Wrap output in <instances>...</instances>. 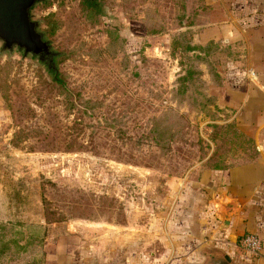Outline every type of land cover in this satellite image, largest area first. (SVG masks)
Segmentation results:
<instances>
[{
    "label": "rangeland",
    "instance_id": "rangeland-1",
    "mask_svg": "<svg viewBox=\"0 0 264 264\" xmlns=\"http://www.w3.org/2000/svg\"><path fill=\"white\" fill-rule=\"evenodd\" d=\"M32 14L58 57L0 53V264H257L228 195L264 153V0Z\"/></svg>",
    "mask_w": 264,
    "mask_h": 264
},
{
    "label": "water",
    "instance_id": "water-1",
    "mask_svg": "<svg viewBox=\"0 0 264 264\" xmlns=\"http://www.w3.org/2000/svg\"><path fill=\"white\" fill-rule=\"evenodd\" d=\"M46 0H0V53L21 52L31 56L46 66L47 70L55 69L50 63L58 57L52 50L50 42L39 30L40 22L34 20L32 10ZM222 220V217H217ZM228 225V221L224 222ZM230 262V259H226Z\"/></svg>",
    "mask_w": 264,
    "mask_h": 264
},
{
    "label": "crops",
    "instance_id": "crops-1",
    "mask_svg": "<svg viewBox=\"0 0 264 264\" xmlns=\"http://www.w3.org/2000/svg\"><path fill=\"white\" fill-rule=\"evenodd\" d=\"M238 172L240 179L233 185L235 189L230 190L235 196L228 195V197L230 196L234 202H238L237 206L241 209V215L245 220L240 224L242 228L261 240L262 251L256 263L264 264V153L260 154L257 165L250 169H238ZM232 180L234 179L232 178ZM211 197L214 199L215 193ZM215 206L216 204H213L214 208Z\"/></svg>",
    "mask_w": 264,
    "mask_h": 264
},
{
    "label": "built area",
    "instance_id": "built-area-1",
    "mask_svg": "<svg viewBox=\"0 0 264 264\" xmlns=\"http://www.w3.org/2000/svg\"><path fill=\"white\" fill-rule=\"evenodd\" d=\"M246 239L243 243L244 250L252 256H257L261 252V242L255 235L245 236Z\"/></svg>",
    "mask_w": 264,
    "mask_h": 264
},
{
    "label": "trees",
    "instance_id": "trees-1",
    "mask_svg": "<svg viewBox=\"0 0 264 264\" xmlns=\"http://www.w3.org/2000/svg\"><path fill=\"white\" fill-rule=\"evenodd\" d=\"M189 18H187V20H188ZM192 25V23L191 22H189V21H184L183 20V17H182V20L180 21V26L181 27H190ZM209 59H210V62H211V57H208ZM52 70V69H51ZM189 76H191V78H193V74H191L190 72H187V74L185 73V75L184 76H182V78L180 79V82L181 83H184L185 82V80H187L188 78H189ZM55 80H57V77L55 78ZM179 119H181L180 117H179ZM177 134V133H176ZM175 136V135H174ZM179 136H181V135H179ZM159 139H160V135H159ZM36 228H38V227H29V229H36ZM6 246L4 245L3 247H2V249H1V251L2 252H4V250L6 249L5 248ZM18 248H20V249H24V247H18Z\"/></svg>",
    "mask_w": 264,
    "mask_h": 264
},
{
    "label": "flooded vegetation",
    "instance_id": "flooded-vegetation-1",
    "mask_svg": "<svg viewBox=\"0 0 264 264\" xmlns=\"http://www.w3.org/2000/svg\"><path fill=\"white\" fill-rule=\"evenodd\" d=\"M87 3H90V0H85ZM50 63H54V60H50ZM54 72V71H53ZM55 73V72H54ZM224 264V263H223ZM227 264H230V263H227Z\"/></svg>",
    "mask_w": 264,
    "mask_h": 264
}]
</instances>
